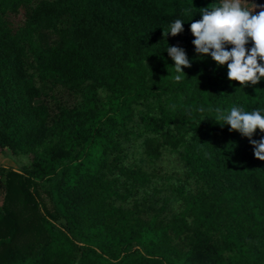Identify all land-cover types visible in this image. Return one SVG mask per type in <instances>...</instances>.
Instances as JSON below:
<instances>
[{
    "label": "trees",
    "instance_id": "obj_1",
    "mask_svg": "<svg viewBox=\"0 0 264 264\" xmlns=\"http://www.w3.org/2000/svg\"><path fill=\"white\" fill-rule=\"evenodd\" d=\"M212 3L0 0V152L29 159L0 165V264H264V161L215 121L264 109V79L197 56ZM168 46L192 62L181 81ZM166 154L182 174L159 188Z\"/></svg>",
    "mask_w": 264,
    "mask_h": 264
},
{
    "label": "clouds",
    "instance_id": "obj_2",
    "mask_svg": "<svg viewBox=\"0 0 264 264\" xmlns=\"http://www.w3.org/2000/svg\"><path fill=\"white\" fill-rule=\"evenodd\" d=\"M199 14L201 19H192L190 24L197 56L210 55L218 67L227 65L228 79L239 82L242 88L259 84L264 79V4L254 0H220L201 8ZM184 30V22L176 19L163 31V37L168 39L169 34L176 37ZM250 43L251 48L246 47ZM166 52L174 61L175 80L181 81L187 75L184 69L192 67L186 50L168 46ZM215 112V121H223L219 124L228 125L229 131L248 138L255 157L264 161V136L259 140L253 138L257 129L264 133V109L245 111L234 106L227 113L220 108Z\"/></svg>",
    "mask_w": 264,
    "mask_h": 264
},
{
    "label": "rangeland",
    "instance_id": "obj_3",
    "mask_svg": "<svg viewBox=\"0 0 264 264\" xmlns=\"http://www.w3.org/2000/svg\"><path fill=\"white\" fill-rule=\"evenodd\" d=\"M51 42L54 41V38L47 36ZM56 92L59 93V98L62 100L67 101L69 104L74 102V93L66 88H58ZM8 150V149H7ZM8 154H10L9 159L11 161V165L15 169H20L24 165L28 164L29 159L26 157H14L12 152L8 150ZM140 159L142 158L141 155H135L131 159ZM153 171L156 174V182L159 184V188H161V184L166 181L170 183V181L175 183L178 178L181 177L182 174V165L180 163L179 157L177 155L166 154L163 158L162 162L158 163L156 166L153 167ZM152 171V172H153ZM0 199V203H1Z\"/></svg>",
    "mask_w": 264,
    "mask_h": 264
},
{
    "label": "crops",
    "instance_id": "obj_4",
    "mask_svg": "<svg viewBox=\"0 0 264 264\" xmlns=\"http://www.w3.org/2000/svg\"><path fill=\"white\" fill-rule=\"evenodd\" d=\"M211 2H216V3H219L220 0H210ZM255 3H258V4H264V0H254ZM257 11H259V9H257ZM10 154H8V150H5L3 151L2 153L0 152V165H4V166H7V167H13L11 165V161L9 159V156Z\"/></svg>",
    "mask_w": 264,
    "mask_h": 264
}]
</instances>
